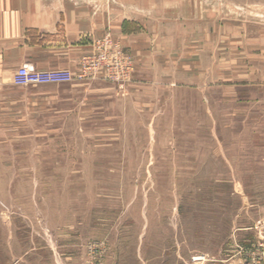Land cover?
<instances>
[{"label": "rangeland", "instance_id": "rangeland-1", "mask_svg": "<svg viewBox=\"0 0 264 264\" xmlns=\"http://www.w3.org/2000/svg\"><path fill=\"white\" fill-rule=\"evenodd\" d=\"M134 76L0 85V264H264V88L145 97Z\"/></svg>", "mask_w": 264, "mask_h": 264}, {"label": "crops", "instance_id": "crops-1", "mask_svg": "<svg viewBox=\"0 0 264 264\" xmlns=\"http://www.w3.org/2000/svg\"><path fill=\"white\" fill-rule=\"evenodd\" d=\"M110 32L135 59L143 96L161 83L264 88V19L220 17L200 0H0V85L21 66L78 73Z\"/></svg>", "mask_w": 264, "mask_h": 264}, {"label": "built area", "instance_id": "built-area-1", "mask_svg": "<svg viewBox=\"0 0 264 264\" xmlns=\"http://www.w3.org/2000/svg\"><path fill=\"white\" fill-rule=\"evenodd\" d=\"M93 53L82 56L78 73L69 70L38 71L31 64L18 69L12 79L17 87L65 85L103 77L125 91L135 73L134 57L111 34L93 40Z\"/></svg>", "mask_w": 264, "mask_h": 264}]
</instances>
